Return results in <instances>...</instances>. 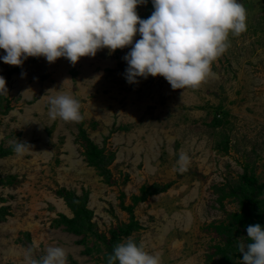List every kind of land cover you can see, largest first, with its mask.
Returning a JSON list of instances; mask_svg holds the SVG:
<instances>
[{
	"label": "rangeland",
	"instance_id": "374dc122",
	"mask_svg": "<svg viewBox=\"0 0 264 264\" xmlns=\"http://www.w3.org/2000/svg\"><path fill=\"white\" fill-rule=\"evenodd\" d=\"M238 2L247 30L229 33L214 75L196 90H173L162 76L129 84L123 57L132 46L74 66L64 57L22 66L0 59L8 89L0 96V264H29V249L40 259L49 247L63 248L67 264H107L129 238L160 264H240L237 244L252 242L247 226L264 229V190L256 214L243 179L264 182V0ZM136 11L149 18L152 0ZM59 95L79 101L82 122L50 119L49 98ZM18 140L31 149L18 155ZM90 140L103 169L89 162ZM182 154L190 158L183 173Z\"/></svg>",
	"mask_w": 264,
	"mask_h": 264
},
{
	"label": "clouds",
	"instance_id": "9594fccd",
	"mask_svg": "<svg viewBox=\"0 0 264 264\" xmlns=\"http://www.w3.org/2000/svg\"><path fill=\"white\" fill-rule=\"evenodd\" d=\"M147 0H0V49L4 63L22 66L29 57H45L49 63L67 58L74 66L81 57H95L98 50L131 47L123 59L129 84L137 77H164L173 90L198 89L214 75L211 65L229 48V33L247 30V13L238 0H152L147 19L137 6ZM139 25V27H137ZM141 38L133 44L134 37ZM22 77L26 75L21 74ZM0 96H8L0 76ZM49 117L82 122L79 101L69 95L49 98ZM12 143V142H10ZM31 149L26 142L14 143L18 155ZM178 171L188 169L190 158L182 154ZM251 243L240 242V264H264V229L247 226ZM29 264H67L63 248L49 247L40 259L26 257ZM107 264H160L159 254H149L145 245L131 238L114 246Z\"/></svg>",
	"mask_w": 264,
	"mask_h": 264
},
{
	"label": "trees",
	"instance_id": "16d2710c",
	"mask_svg": "<svg viewBox=\"0 0 264 264\" xmlns=\"http://www.w3.org/2000/svg\"><path fill=\"white\" fill-rule=\"evenodd\" d=\"M89 144V150L87 151V155L89 156V162L90 164L98 167L99 169H103L106 160H104L105 156L104 155H100L99 151H98V147L97 145L90 140V142H88ZM244 182L249 190V198L252 199L250 200L253 205H254V209L256 214H258L260 212V207H259V203L256 200L258 197V195L264 190V182L263 183H259L257 177L253 176V175H248L247 172L245 173L244 177ZM74 197L77 198L79 201L81 200L82 197H78V195H76L74 192H72ZM80 209L83 210L84 207L80 206ZM85 212V209H84ZM81 213V212H80Z\"/></svg>",
	"mask_w": 264,
	"mask_h": 264
}]
</instances>
